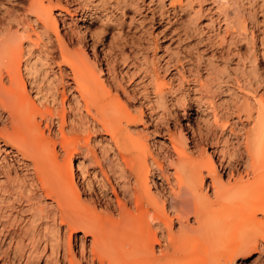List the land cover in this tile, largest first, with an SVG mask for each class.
Segmentation results:
<instances>
[{
  "label": "bare ground",
  "instance_id": "1",
  "mask_svg": "<svg viewBox=\"0 0 264 264\" xmlns=\"http://www.w3.org/2000/svg\"><path fill=\"white\" fill-rule=\"evenodd\" d=\"M216 1L220 6H203L206 0L148 2L161 23L171 9L175 16L188 18L173 29L169 14L168 25H163L161 33L173 29L170 35L179 43L203 36L202 28L213 29L194 45L167 54L163 76L149 66L148 56L140 59L134 40L126 54L122 34L101 44L100 52L96 46L104 33L92 29L95 19L109 9L138 15L144 8L138 0H97L79 8L75 34L80 48L72 42L74 34L61 33L57 16L67 26L68 17L76 18L79 11L62 0L55 5L52 0H30L24 16L35 18L36 29L30 20L15 24V13L1 10L0 140L11 152L32 160L37 174L32 186L41 194L20 193L17 203L25 207L17 215V206L8 211L0 207V264H228L243 249L264 246V92L256 113L247 96L238 103L253 120L245 137L234 131L220 137L210 120L224 85L242 83L249 91L263 85L257 63L264 56V35L254 31L256 12L249 15V28L235 7L237 0H223L226 7ZM206 13L217 17L201 22ZM89 37L95 40L91 46ZM154 42L156 52L159 44ZM238 43L245 50L234 52ZM42 45L59 69L61 103L56 94L50 101L30 94L40 72L30 58ZM215 47L211 56L201 54ZM244 61L250 63L249 81L241 78ZM65 77L71 82H64ZM184 98L187 123L178 131L161 125L160 117L172 113L170 104H183ZM146 113L154 125L151 131L138 129L145 125ZM77 117L89 123L85 131L73 124ZM193 123L197 130L190 141L185 127ZM162 127L166 130L160 131ZM95 133L104 136L92 145ZM155 135L164 140L152 147L149 138ZM230 142L237 145L232 153L226 147ZM97 144L104 146L98 150ZM3 168L8 183H0V191L14 181L13 167ZM63 229L64 238H59Z\"/></svg>",
  "mask_w": 264,
  "mask_h": 264
},
{
  "label": "rangeland",
  "instance_id": "2",
  "mask_svg": "<svg viewBox=\"0 0 264 264\" xmlns=\"http://www.w3.org/2000/svg\"><path fill=\"white\" fill-rule=\"evenodd\" d=\"M96 1L97 0H91V1L90 0H62V3L65 6L69 7L70 10L75 11V13H76V9L78 11L79 8L81 9V7H83V6L95 5V4H97ZM143 1L144 0H140V1L138 0L140 8L144 7L143 9H140V11L138 12V15L132 14L130 12L131 14L127 13L125 16H123V13L120 10L116 11L113 9H109V10L105 11L104 14H101L99 19H95V22L92 24V29H94L96 32H99V30H100V32L102 31L104 33L103 35H101V40H100L101 43H98V44L96 43V46L100 52L101 51V44L107 45L111 42L112 39H118L119 40V35L122 34V37L125 38L126 44L128 46V47H126V50H125L126 54H129V51L131 50V48L133 46L131 43L134 40L136 47L140 46V49H141L139 51L140 55H138L140 57V59L143 60V58L145 56L146 57L148 56L149 66L156 67L157 69H159V71L161 72L160 74L163 76V69H161V68L163 67V65L165 63V59L167 58V54H171V53L175 52L178 47H181V49L186 48L187 47L186 45L191 44L190 42H192V45H194L195 44L194 42L198 41L199 38H201V37L205 38L206 35L208 36L209 33H212L213 29H211V31H212L211 32L209 28L208 29L202 28L203 32H205L203 35L204 37L202 35L201 36L198 35V38H197V36L195 35V37H193L192 39L182 40L181 43H179L178 40L177 41L175 40L176 39V38H174L175 36L173 37V35H170V33H172L173 29L180 28L182 26V24H184V23L186 24L188 22V18H185L182 14H177L179 16H177V15L175 16L174 11L171 8H168L171 10L170 11L168 10L169 13H167V10L165 11L166 12V15L164 16L165 22L163 21L161 23V21H160L162 18L161 15L157 13V14H155L156 15L155 16L154 13H152L153 8H150L148 6V2L150 0H145L144 2ZM215 1L214 0H206V2L203 4V6L213 5L212 7H218V5L221 3H217V1L215 3ZM225 1L227 2L228 0H225ZM225 1L222 0L221 2H223L222 5L226 7ZM237 1L238 2L235 4L237 6H235V5L234 6L237 8L239 6L240 12H242V14L245 16V19L249 21V23H248L249 28L251 25L250 23L252 22V21H250L251 16L249 17V15L251 13L254 14L256 12V21H258V27H256L254 31L256 33V36L260 33H261L260 35H264V33H262V32H264V0H237ZM52 2L54 5L57 4V0H52ZM29 3H30V0H0V13L2 11H6L7 9L11 10L15 13V15L11 18V20L13 22L15 20L16 21L30 20L29 22L33 25V27H35L33 24V21L35 18H33V17L27 18L24 16V14L26 13L25 8H27ZM228 8H232V6L229 7V5H228ZM56 13L58 14L57 10L54 11L55 16H57ZM178 13H180V12H178ZM76 14L78 15L76 18L72 19L71 17H68L67 21H68L69 25H67V26H63L59 16H57V18H58V21L60 24L61 33L64 34V31L66 30V31H69L70 33L74 34V35L71 34L73 37L72 42L76 48L77 47L80 48L82 46L81 42H80L81 40L79 39L78 35H76L77 34V32H76L77 26L76 25L78 23L77 18L81 17L80 10ZM169 14H170L169 19H171V20L173 19L172 20L173 29L166 30V31H164V33H161L163 30H165L164 26L168 25L167 24V18L169 16ZM206 14L207 15H203V17L201 18V20H200L201 22L206 23L207 20L209 19V17L211 15H213L212 13H209V14L206 13ZM242 14L240 13L241 16H242ZM132 16H133V19H131ZM213 16L217 17V15L215 13ZM244 16H242V18ZM153 19L155 20V24L151 23L152 22L151 20H153ZM16 21L14 22L15 24H16ZM173 22H175V23H173ZM100 27L101 28L103 27L102 28L103 30ZM104 28H105V30H104ZM35 29H36V27H35ZM120 30H122L123 32L120 33L119 32ZM155 39L158 41V44H159V49L156 52L153 51L154 46H155V42H154ZM68 41L70 42L69 39H68ZM94 41H95L94 39L92 40L91 37H89L86 42L88 43V45L91 46L94 43ZM179 44H181V45H179ZM238 44H237V46L235 45V47L237 49L235 47L233 48L234 52L239 50L240 47H241L242 51L245 50V47L242 48V46L240 45L241 43L239 45ZM259 45L260 44H257V46H256L257 50H259ZM74 46H73V48H74ZM168 46L171 49L169 51V53L166 51ZM249 47H251V45ZM200 49H201V46H200ZM215 50H216V47L215 48H209L207 51L202 52L201 54L209 57V56H211V53L214 52ZM39 51H41V52H39ZM195 52H196V50H194V53ZM47 57H48V50H47V48L44 47V45H42L40 49L34 50V54L30 58L31 64L34 67H37V69L40 72L38 75L37 88L34 87L33 90L30 91L31 87L29 86L28 90L30 91V94L33 98H35V99L42 98V99H46V100L48 99L49 101L51 100L52 96H54L56 94L55 96L58 100V103H61L60 101L62 100L63 87H62V84L60 83L61 82L60 78H59L60 76L58 73H56L59 71V69H58L56 63L52 62V60H50L49 57H48L49 60H47ZM234 62H235V60H234ZM154 63H155V65H154ZM198 64L199 63L195 60L194 65L197 66ZM241 66H242L241 68L243 70L241 72L245 73V76L241 74L242 75L241 78L246 77L244 79L245 80L248 79V81H249L250 76H248V75H250V73H249L250 63L248 61H246V62L244 61ZM257 66L264 75V56H259V61L257 63ZM121 69H123L122 65L118 69L119 75L122 74ZM246 73H248V74H246ZM55 74H58V75L55 76ZM67 81L71 82V80L68 77H65L64 82H67ZM248 81H247V83H248ZM125 83H126V85H128L130 82L126 80ZM241 85H242V87H241ZM241 85L233 84V86L232 85L230 86L232 89L229 88L228 85L227 86L224 85L223 88H225L226 90L224 89L222 91L225 92L226 94L223 93L222 91H221L222 93L220 92V94L219 93L216 94L217 100L215 99V103H214V106L212 108V110L216 109V111L215 110H213L214 112L211 111L212 115H210L211 116L210 120L213 122L212 125H215V127H216V125L218 126V127H216L217 130L215 129V127H214V129H215L216 133L218 134V136H220V137H225L227 135H230L231 131H234L235 133L234 132H232V133H234L236 135H240L242 137H245L246 130H248L252 126L253 120L251 118H249V116L247 118V116H246L247 114H245V113L243 114L242 108L240 107L241 105H239V104H241V102H242L243 95H244V97L247 96L250 99V102L252 104L253 112L256 113L258 110L257 108H259V100H260L259 96H260V94H262V92H264V83H263V85L262 84H260V85L256 84L257 86L256 85H255V87L252 86V89L255 88L253 90L256 93L253 90H250V91L246 90L243 87L242 83H241ZM247 86H250V85L248 84ZM256 88H258V89H256ZM229 89H231L230 92L232 91V93L229 92ZM37 93H39L38 94L39 96H36ZM67 94H68V101H69L71 99V92H67ZM238 97H239V99H238ZM224 99H226V101H223ZM185 100L187 101V99L184 98L183 104L181 103L179 105L174 103V104H172L173 105L172 106L169 103L170 108L172 107L171 108V110H172L171 115L172 114L173 115L172 116L167 115L164 118L160 117V120L163 121V122H160V124L162 123L161 125H165V126L167 125L172 131L181 130L182 125H185L187 123V120H188V117H187L188 115L184 114L185 113L184 112L185 107H183V105L185 106V103H186ZM181 101L182 100L180 99V102ZM184 101H185V103H184ZM180 105H182V106H180ZM239 107L241 109H238ZM192 113H196V111H194ZM216 118H218V121L216 120ZM82 120H84V117ZM82 120H80V117H77V120L75 119L73 121L74 122L73 124H75V127L79 131H85L86 128H88L89 123L87 121H85L86 119L84 121H82ZM214 121L217 124H215ZM77 123H79V124H77ZM85 123H87V124H85ZM153 126L154 125L151 123L148 113H146L145 125L140 126L138 129L144 130L147 128L151 131V130H153ZM165 126H164V128H165ZM195 126L196 125L193 123L191 127H185L187 136L190 139V141L192 140L191 138H193L192 135H193V132H195L194 130L195 129L197 130V127H195ZM82 127H83V129H82ZM162 130L165 131L166 129H163V127H162L160 131H162ZM101 136H104V134L103 133L93 134L92 135V142H91L92 145H94V140L95 139L99 140ZM195 136L197 138V134ZM163 140L164 139H163V137H161V135H155V136H152L149 138V142H150L152 147L154 146V142H160ZM220 145L222 147L226 146V145H223L222 143H220ZM220 145H219V147L221 148ZM235 145H236L235 142H230L229 145L226 146L228 148L227 151L232 153L233 152V146L234 147L237 146V145L236 146ZM102 146H104V145H102ZM102 146L100 144H97L96 148L99 150ZM243 147L244 146L242 145V148ZM206 148L208 149L209 152H212V150H213L209 146H207ZM7 151L11 152L13 150L10 147H7L5 145V143L2 142V140H0V161H1L0 162V183H2L3 185L5 184V182L8 183L7 181H4L5 180V175H4L5 172L3 171V169H4L3 165L4 166L8 165L10 167H13L11 169L13 171L12 177L14 180L11 183L6 184L7 187L9 185L7 190L4 189L6 191H3V190L0 191V192H2V193H0V197H1L0 198V207L4 208L5 211H8V209H7L8 207H10V206L16 207L17 206L16 209H14V211H13L15 213V215H17V213L21 212V209L23 207H25V204H22V206H19V204L17 203V199L20 197V193L23 196H25V195L30 196V193H31V195H33V192H34V194L38 193V195H40L41 192H39V190H36L37 188L32 186V184H33L32 179L36 180V177H37V174H36L34 167H33L32 160L30 158L24 156V155L18 154L17 152H15V153L11 152L12 153L11 154V153H7ZM14 155H16V156H14ZM4 158L7 159L6 163L8 161V164H6L4 162V160H5ZM215 160H217V159H215ZM9 163L13 166L9 165ZM76 164H77V161H76ZM1 165H2V168H1ZM2 181H4V182H2ZM113 182L115 183L114 179H113ZM10 190L14 193L10 192ZM14 197L16 199H14ZM63 233H65L64 229H63V231L60 232V235H58V236H60L59 238H61L62 236L64 238ZM47 234H49L48 231H47ZM50 240H53V241L55 240V239H52V235H51ZM228 264H264V246L262 244L261 245L259 244L258 247L251 246L249 248H245L242 251L238 252L236 255H234L231 258V260H229Z\"/></svg>",
  "mask_w": 264,
  "mask_h": 264
}]
</instances>
